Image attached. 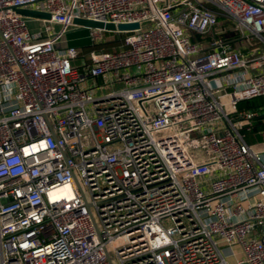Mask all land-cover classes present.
<instances>
[{
    "label": "built area",
    "instance_id": "1",
    "mask_svg": "<svg viewBox=\"0 0 264 264\" xmlns=\"http://www.w3.org/2000/svg\"><path fill=\"white\" fill-rule=\"evenodd\" d=\"M260 96L264 0H0V264H264Z\"/></svg>",
    "mask_w": 264,
    "mask_h": 264
},
{
    "label": "trees",
    "instance_id": "2",
    "mask_svg": "<svg viewBox=\"0 0 264 264\" xmlns=\"http://www.w3.org/2000/svg\"><path fill=\"white\" fill-rule=\"evenodd\" d=\"M201 37H194L199 39ZM208 38H211L209 34ZM225 39L231 41L234 44L240 43L241 39L238 34L233 31H229L225 35ZM76 48H79L81 53L89 51H106L111 52L118 50L124 45V35H113L110 33H104L103 40L101 42L90 44L88 41L82 44L70 42L69 43ZM65 46V45H64ZM68 46V45H66ZM237 111L256 112L257 116L253 117L251 123L247 129L241 130V135L244 141L249 144H257L264 141V96L243 100L237 103Z\"/></svg>",
    "mask_w": 264,
    "mask_h": 264
},
{
    "label": "water",
    "instance_id": "3",
    "mask_svg": "<svg viewBox=\"0 0 264 264\" xmlns=\"http://www.w3.org/2000/svg\"><path fill=\"white\" fill-rule=\"evenodd\" d=\"M12 10L19 14L20 16L27 17V18H36V19H43L49 20L50 15L43 11H37L34 9L29 8H16L12 7ZM72 25L75 26L74 30H84V29H100L105 32H124L138 28L137 23L133 24H118L113 25L111 23H103L98 21H90L83 18H73Z\"/></svg>",
    "mask_w": 264,
    "mask_h": 264
},
{
    "label": "crops",
    "instance_id": "4",
    "mask_svg": "<svg viewBox=\"0 0 264 264\" xmlns=\"http://www.w3.org/2000/svg\"><path fill=\"white\" fill-rule=\"evenodd\" d=\"M58 29L59 28L56 26L55 30H58ZM75 31L77 32V31H81V30H75ZM72 32H74V31H72ZM83 32H87V31L84 30ZM70 33L71 32H68L67 34L62 36L61 39L59 40V42L56 44V46L57 47H61V46H64V45L65 46L66 45L72 46V45L69 44L70 42H75V43L77 42L79 44H82L83 42H86V39H84V35L83 36L81 35L82 32H77L76 36H72L71 35V37H70ZM86 37H87V35H86ZM87 41H88V39H87ZM75 64H77V62H75ZM105 82H106V78L105 77H99V78H97V79H95L93 81L88 82V84L89 85H95V83H96V84L101 85V84H104Z\"/></svg>",
    "mask_w": 264,
    "mask_h": 264
},
{
    "label": "rangeland",
    "instance_id": "5",
    "mask_svg": "<svg viewBox=\"0 0 264 264\" xmlns=\"http://www.w3.org/2000/svg\"><path fill=\"white\" fill-rule=\"evenodd\" d=\"M83 31H84V30L77 31V32H82L81 35H82V36L84 35V39H86V41H87V37H86V35H87L88 32H83ZM77 32H76V31L71 32V33H70V37H71V35H72V36H76V33H77ZM84 33H85V34H84ZM256 55H257V54H256Z\"/></svg>",
    "mask_w": 264,
    "mask_h": 264
}]
</instances>
